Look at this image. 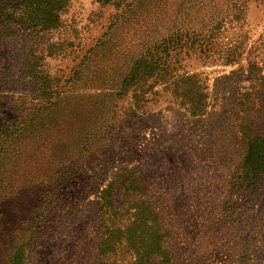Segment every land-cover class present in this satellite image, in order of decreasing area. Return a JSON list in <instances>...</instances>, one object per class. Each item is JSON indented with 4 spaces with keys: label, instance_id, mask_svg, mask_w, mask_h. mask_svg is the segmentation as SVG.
Listing matches in <instances>:
<instances>
[{
    "label": "rangeland",
    "instance_id": "374dc122",
    "mask_svg": "<svg viewBox=\"0 0 264 264\" xmlns=\"http://www.w3.org/2000/svg\"><path fill=\"white\" fill-rule=\"evenodd\" d=\"M23 11L19 0H0V128H20L35 102H44L32 98L34 82L15 80L25 46L42 55L41 69L52 85H62L116 8L103 0H68L58 12L59 25L35 35L7 18ZM239 24L225 31L240 34L244 53L237 62L196 65L207 92L205 112L197 120L162 84L135 102L131 92L114 95L117 83L110 96L79 83L71 96L34 119L32 131L13 138L17 152L0 158V264L18 246L25 264H131L133 255L125 247L105 257L96 248V201L122 168L143 175L146 185L139 196L159 215L166 247L178 261L236 264L238 250L246 248L245 264H264V206L259 210L263 228L252 241L242 226H251L258 210L245 212L244 221L208 208L227 195L226 183L241 156L236 142L240 93L250 94L252 130L264 136V87L256 85L264 76V0H247ZM6 26L14 30L11 35L1 33ZM48 45L61 50L46 55ZM248 62L254 65L251 72ZM262 184L258 204L264 201Z\"/></svg>",
    "mask_w": 264,
    "mask_h": 264
},
{
    "label": "trees",
    "instance_id": "16d2710c",
    "mask_svg": "<svg viewBox=\"0 0 264 264\" xmlns=\"http://www.w3.org/2000/svg\"><path fill=\"white\" fill-rule=\"evenodd\" d=\"M246 1L103 0V3L116 8V13L102 36L76 63L70 78H64L65 85H52L49 74L41 69L42 55L25 46L24 59L15 80L34 82L36 88L32 98H42L44 102H35L37 106L33 107L34 112L21 123L20 128H0V158H4L7 151L16 153L11 143L13 138L15 140L18 135H24L27 128L32 131L34 119L47 107L56 106L71 96L74 91L72 86L79 83L87 85L88 90L104 94L110 92L112 83H117L114 95L120 97L131 92L135 102L143 101L148 91L156 84H162L171 90L188 115L197 120L205 112L207 92L204 78L196 69L209 64H232L243 56V46L237 39L240 34L231 36L225 31L232 26L239 29ZM20 2L23 13L10 14L7 18L20 21L24 26L19 27L27 35H35L59 25L58 12L68 0ZM6 27L1 33L11 35L14 30ZM56 47H45L46 55L61 50ZM253 67L248 62V72ZM111 75L115 81L110 79ZM256 80L258 88L264 87L263 75ZM250 97L249 93L242 92L237 99L239 117L236 142L241 156L226 183L227 195L220 205L212 202L208 205L211 214L224 213L244 221H247L245 212L253 209L259 211L264 206V201L258 204L264 180V136L252 130L248 114L252 105ZM23 101V98L19 99L21 104ZM115 185L126 192L121 193ZM145 185L140 172L127 174L126 168H122L100 190L96 201L98 254L105 257L125 247L133 255L131 264H186L178 261L175 253L166 247L159 215L147 200L139 196L144 192ZM114 201H119L115 207ZM260 215L263 214L259 211L251 226L249 222L242 226L248 229L247 241L260 235L263 228ZM238 251L236 264H245L248 260L246 248ZM5 264H25L23 246L14 249Z\"/></svg>",
    "mask_w": 264,
    "mask_h": 264
}]
</instances>
